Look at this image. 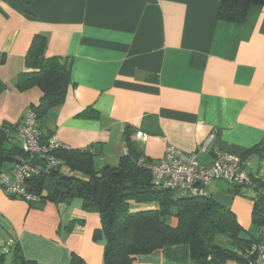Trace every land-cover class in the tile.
<instances>
[{
  "label": "crops",
  "instance_id": "crops-1",
  "mask_svg": "<svg viewBox=\"0 0 264 264\" xmlns=\"http://www.w3.org/2000/svg\"><path fill=\"white\" fill-rule=\"evenodd\" d=\"M219 5V0H35L29 5L0 0V77L7 86L0 95V127L21 121L42 98L38 88H15L40 34L48 40L46 56L71 65L66 100L49 111L47 130L67 149L91 151L97 169L119 164L128 149L127 130L154 162L172 145L186 153L205 148L202 165L211 164L216 151L256 165L258 157L248 153L264 143V7H251L246 20L236 24L219 18ZM208 192L252 232L256 201L224 181L210 183ZM156 207L132 204L131 210ZM0 224L8 229L12 263V247L18 245L38 264H71L73 255L82 264H104V239H94L100 216L84 211L78 198L33 207L9 197L0 184ZM260 245L253 264H264V233ZM1 259L5 264V254ZM134 264L222 263L194 260L189 245L181 244L139 256Z\"/></svg>",
  "mask_w": 264,
  "mask_h": 264
},
{
  "label": "trees",
  "instance_id": "trees-1",
  "mask_svg": "<svg viewBox=\"0 0 264 264\" xmlns=\"http://www.w3.org/2000/svg\"><path fill=\"white\" fill-rule=\"evenodd\" d=\"M22 1L29 5L35 0ZM219 2V18L236 24L246 20L251 7H264V0ZM47 44L46 36L34 37L26 56L27 70L15 84L20 92L38 88L43 94L38 104L29 107L38 115L43 143L53 135L47 130L49 111L64 104L71 82L69 60L47 57ZM6 89L0 77V95ZM20 123L5 122L0 127V173L28 159L16 143ZM125 141L128 154L119 164L99 169L87 149L54 151L63 165L48 173L43 171L27 182L29 191L40 197L38 202L27 203L34 207L47 201L60 204L80 199L84 211L100 216L101 228L94 232V239H104V264H134L139 256L181 244L189 245L194 260L212 258L222 264H253L257 260L264 233V211L256 204L253 207L252 224L259 230L256 236L243 228L231 208L213 200L209 193L188 195L157 187L146 167L154 161L135 146L128 130ZM252 153L264 159V143L248 154ZM141 160L144 162L140 163ZM132 204L157 207L134 212ZM12 253V264H38L27 260L18 245L12 247ZM71 264H82V260L73 255Z\"/></svg>",
  "mask_w": 264,
  "mask_h": 264
},
{
  "label": "built area",
  "instance_id": "built-area-1",
  "mask_svg": "<svg viewBox=\"0 0 264 264\" xmlns=\"http://www.w3.org/2000/svg\"><path fill=\"white\" fill-rule=\"evenodd\" d=\"M17 138L28 159L16 164L8 171L0 173V184L6 194L26 202H38L40 197L30 192L27 182L42 172L63 165V162L53 155V152L67 147L56 135L43 143V133L40 129L37 113L29 108L25 111L17 129ZM139 139H146L138 133ZM205 151L201 148L194 153H186L175 146H168L162 159L146 167L151 171L154 183L159 188L175 190L188 195L205 196L208 186L213 181H224L239 188L241 193L254 201L264 197V159H259L255 165L249 159L233 153L216 151L209 165H202L199 155ZM128 154V149L125 150ZM45 163V167L34 164ZM144 161L141 160L140 163Z\"/></svg>",
  "mask_w": 264,
  "mask_h": 264
},
{
  "label": "rangeland",
  "instance_id": "rangeland-1",
  "mask_svg": "<svg viewBox=\"0 0 264 264\" xmlns=\"http://www.w3.org/2000/svg\"><path fill=\"white\" fill-rule=\"evenodd\" d=\"M252 233L257 236L259 234V230L254 228L252 230ZM9 240L10 238L8 234V229L4 225L0 224V256L5 254V264H12V255L8 246Z\"/></svg>",
  "mask_w": 264,
  "mask_h": 264
},
{
  "label": "water",
  "instance_id": "water-1",
  "mask_svg": "<svg viewBox=\"0 0 264 264\" xmlns=\"http://www.w3.org/2000/svg\"><path fill=\"white\" fill-rule=\"evenodd\" d=\"M34 164H39L42 167H45V163H39L37 160L33 161ZM257 207L261 210L264 211V197H260L259 199H257L256 203Z\"/></svg>",
  "mask_w": 264,
  "mask_h": 264
}]
</instances>
